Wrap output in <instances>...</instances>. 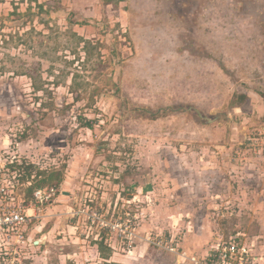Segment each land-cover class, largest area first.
<instances>
[{"label": "rangeland", "instance_id": "rangeland-1", "mask_svg": "<svg viewBox=\"0 0 264 264\" xmlns=\"http://www.w3.org/2000/svg\"><path fill=\"white\" fill-rule=\"evenodd\" d=\"M38 171L56 197L0 263L194 264L232 238L258 264L264 0H0V185L27 205Z\"/></svg>", "mask_w": 264, "mask_h": 264}, {"label": "built area", "instance_id": "built-area-1", "mask_svg": "<svg viewBox=\"0 0 264 264\" xmlns=\"http://www.w3.org/2000/svg\"><path fill=\"white\" fill-rule=\"evenodd\" d=\"M12 163L11 161L8 164ZM5 170H7L6 167ZM19 177L20 174L15 173L14 178L18 180V183L24 186V184L19 181ZM6 181L7 180H5V187L0 185V234L13 235L16 242L24 243L25 236L22 229L24 230L26 225L38 215L37 213L41 211L45 205L53 201L58 191L52 187L35 188L32 191V200L25 205L24 193L23 195L16 193L20 186L8 185ZM26 182L28 184L30 183L29 180H26ZM211 250V253L207 255L205 259H197L196 257H189L188 259L194 264H245L249 254V251H247L245 247L240 246L232 238L228 241L217 243ZM8 256L7 248L5 247V250L2 251V262ZM2 262L0 264H4Z\"/></svg>", "mask_w": 264, "mask_h": 264}, {"label": "trees", "instance_id": "trees-1", "mask_svg": "<svg viewBox=\"0 0 264 264\" xmlns=\"http://www.w3.org/2000/svg\"><path fill=\"white\" fill-rule=\"evenodd\" d=\"M24 1V0H22ZM27 2H35L36 3V0H26ZM246 95L245 94H237L236 95V102L237 103H243L246 99ZM88 126V125H87ZM33 166L31 165H12L10 168L13 169V170H19V171H22V170H25V174H21L20 175V179L21 180H29L31 178V171L30 169L32 168ZM24 172V171H23ZM48 174V175H46ZM61 171H52L50 173H45L44 171H38V176H42V175H46L44 176V178H41V179H38L36 181H34V183L31 185V187H29V191H33V189L35 188H40V187H43V186H58L62 180V175H61ZM28 178V179H27ZM99 251L101 253H103V246H102V242H99Z\"/></svg>", "mask_w": 264, "mask_h": 264}, {"label": "water", "instance_id": "water-1", "mask_svg": "<svg viewBox=\"0 0 264 264\" xmlns=\"http://www.w3.org/2000/svg\"><path fill=\"white\" fill-rule=\"evenodd\" d=\"M153 190V187H152V184L151 183H147L143 188H142V192L143 193H146L147 191H152ZM37 243V242H35Z\"/></svg>", "mask_w": 264, "mask_h": 264}, {"label": "crops", "instance_id": "crops-1", "mask_svg": "<svg viewBox=\"0 0 264 264\" xmlns=\"http://www.w3.org/2000/svg\"><path fill=\"white\" fill-rule=\"evenodd\" d=\"M191 250H192V249H191ZM200 251H201V252H200ZM99 252H100V251H99ZM197 252H200V253H197ZM196 253H197V254H203L204 251H202V250H196ZM100 254L103 256V258H106V257H104L105 254H103V253H101V252H100ZM258 264H264V258H263V259H260L259 262H258Z\"/></svg>", "mask_w": 264, "mask_h": 264}]
</instances>
